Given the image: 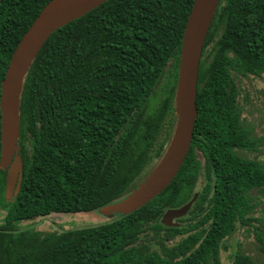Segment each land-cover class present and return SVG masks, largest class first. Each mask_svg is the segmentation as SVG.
<instances>
[{
  "label": "trees",
  "instance_id": "16d2710c",
  "mask_svg": "<svg viewBox=\"0 0 264 264\" xmlns=\"http://www.w3.org/2000/svg\"><path fill=\"white\" fill-rule=\"evenodd\" d=\"M50 1L3 0L0 5V100L18 44ZM194 1L110 0L45 44L23 91L19 146L24 173L13 201L6 200L7 172L0 169V210L6 213L0 223V264H223L224 243L239 227L251 226L245 192L264 185V173L225 153L224 144L219 152L210 144L208 190L198 192L196 149L203 115L178 176L141 210L81 230L43 234L20 226L52 214L92 213L122 200L161 157L168 138L160 144L158 138L174 108ZM220 24L225 32L217 62L233 49L252 72H263L264 0H221L205 45ZM171 62L173 78L149 114L151 97ZM199 99L198 89V109ZM1 120L0 110V159ZM217 175L220 191L212 194ZM196 194L192 210L179 220L185 226L162 224L168 210L185 206ZM176 238L181 240L168 244ZM259 239L264 253V234ZM232 264L256 263L237 253Z\"/></svg>",
  "mask_w": 264,
  "mask_h": 264
},
{
  "label": "water",
  "instance_id": "95a60500",
  "mask_svg": "<svg viewBox=\"0 0 264 264\" xmlns=\"http://www.w3.org/2000/svg\"><path fill=\"white\" fill-rule=\"evenodd\" d=\"M110 0H51L15 50L1 87L0 110L1 159L0 169L7 172L6 200L20 193L24 164L20 155L21 105L26 80L38 55L49 39L72 22L79 20ZM3 0H0V5ZM221 0H195L186 24L179 67L174 110L176 123L170 140L157 160L156 166L133 191L115 203L100 209L107 218L129 216L160 196L175 180L191 150L198 119V80L204 47ZM195 196L187 205L170 209L162 217L167 228H180L175 221L183 219L197 201ZM5 217L0 213V218Z\"/></svg>",
  "mask_w": 264,
  "mask_h": 264
},
{
  "label": "flooded vegetation",
  "instance_id": "af4514ba",
  "mask_svg": "<svg viewBox=\"0 0 264 264\" xmlns=\"http://www.w3.org/2000/svg\"><path fill=\"white\" fill-rule=\"evenodd\" d=\"M224 32V24L214 30L209 43L204 47L199 71L198 117L203 115L204 120L198 133L200 146L196 149V160L200 166L198 192L208 190L205 176L209 170L207 154L210 144L216 147L217 152L224 144L225 153L264 173V71L252 72L249 62L233 49L225 51V61L217 62L216 57L222 49L219 41ZM219 178V175L214 178L216 183L212 194L220 191ZM245 194L250 197L253 213L256 204L253 203L254 198L264 196V185H257ZM195 196L199 198V194ZM0 213L6 216L1 210ZM251 215L248 217L250 222ZM4 218H0L1 222ZM175 223L182 225L179 220Z\"/></svg>",
  "mask_w": 264,
  "mask_h": 264
},
{
  "label": "rangeland",
  "instance_id": "374dc122",
  "mask_svg": "<svg viewBox=\"0 0 264 264\" xmlns=\"http://www.w3.org/2000/svg\"><path fill=\"white\" fill-rule=\"evenodd\" d=\"M175 62H171L165 71L162 81L154 91L147 112L153 113L160 105L163 98V88L168 81L173 78L175 72ZM255 84V81H252ZM176 123V114L174 108L167 115L163 123V127L158 138V143L164 142L168 138V142L173 133ZM172 125V127H171ZM170 133V135H169ZM167 142V144H168ZM166 144V146H167ZM157 160L154 159L144 171L141 179L137 182L138 186L156 166ZM255 209L251 215L252 222L250 227H240L237 233L224 243L222 249V263L232 264V256L235 253H243L250 256L256 264L264 262L263 245L259 239L261 234H264V196L254 198ZM115 218H107L103 216L100 211L93 213H79V214H52L46 218L27 220L21 223L23 229H32L37 232L48 234L52 232H64L72 230H81L91 227H98L110 223ZM1 223V220H0ZM185 226V225H181ZM181 238H176L168 244L173 245L179 242ZM173 243V244H172Z\"/></svg>",
  "mask_w": 264,
  "mask_h": 264
}]
</instances>
